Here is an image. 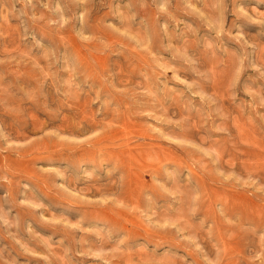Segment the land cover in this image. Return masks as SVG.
<instances>
[{
    "label": "rangeland",
    "instance_id": "1",
    "mask_svg": "<svg viewBox=\"0 0 264 264\" xmlns=\"http://www.w3.org/2000/svg\"><path fill=\"white\" fill-rule=\"evenodd\" d=\"M0 264H264V0H0Z\"/></svg>",
    "mask_w": 264,
    "mask_h": 264
}]
</instances>
